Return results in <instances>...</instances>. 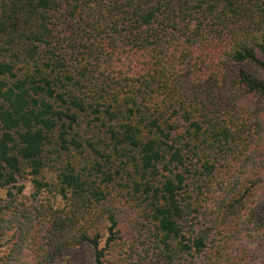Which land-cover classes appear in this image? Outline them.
<instances>
[{"label": "trees", "instance_id": "1", "mask_svg": "<svg viewBox=\"0 0 264 264\" xmlns=\"http://www.w3.org/2000/svg\"><path fill=\"white\" fill-rule=\"evenodd\" d=\"M264 264V0H0V264Z\"/></svg>", "mask_w": 264, "mask_h": 264}, {"label": "rangeland", "instance_id": "2", "mask_svg": "<svg viewBox=\"0 0 264 264\" xmlns=\"http://www.w3.org/2000/svg\"><path fill=\"white\" fill-rule=\"evenodd\" d=\"M59 264H65V263H64V259H63V261H61Z\"/></svg>", "mask_w": 264, "mask_h": 264}]
</instances>
